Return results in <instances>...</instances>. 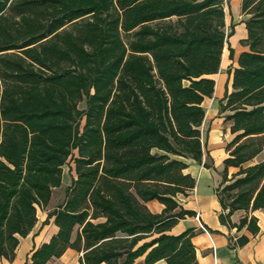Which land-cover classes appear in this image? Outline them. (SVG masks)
I'll use <instances>...</instances> for the list:
<instances>
[{
  "label": "trees",
  "instance_id": "obj_1",
  "mask_svg": "<svg viewBox=\"0 0 264 264\" xmlns=\"http://www.w3.org/2000/svg\"><path fill=\"white\" fill-rule=\"evenodd\" d=\"M223 4L0 0V259H14L70 165L64 199L41 223L57 231L24 264L67 249L81 254L79 264H195L193 229L168 232L195 215L176 200L195 184L181 159H202V103L227 38ZM240 12L246 50L218 102L234 137L216 192L220 223L255 235L264 160L243 165L264 149V0H240ZM228 167L239 169L231 179Z\"/></svg>",
  "mask_w": 264,
  "mask_h": 264
},
{
  "label": "crops",
  "instance_id": "obj_2",
  "mask_svg": "<svg viewBox=\"0 0 264 264\" xmlns=\"http://www.w3.org/2000/svg\"><path fill=\"white\" fill-rule=\"evenodd\" d=\"M232 7H234L233 12L230 7V12L225 14V26L227 21H232L234 25L233 34L228 38L229 48L233 50L232 58L230 59L228 56L229 52L225 42L218 73L211 77L215 83L212 98H206L202 103L205 115L199 128L203 149L201 162L181 159L187 165L184 173L189 174L194 179L195 184L186 196L179 195L176 198L180 208L199 215L200 222L207 230L208 235L200 229L193 216H186L179 220L168 232L172 235H178L187 229H193L195 235L192 238V243L195 250V264H264V208L252 212L258 226V233L255 235L245 229L241 231H236L235 228L230 229L222 225L218 218L221 207L216 190L222 182L223 160L228 156L225 147L234 137L229 131L230 123H224V115L219 114L218 102L223 98L226 89L230 91L231 81L227 71L237 66L239 54L246 50L240 45V41L246 38L243 21L247 17L240 12V0H235ZM263 160L264 149L243 167L257 164ZM64 167L61 186L64 185L65 191L71 180L69 183H65ZM238 170L235 167H228L227 179H231ZM63 199L64 193L60 203L55 204L52 193L46 210L48 208H51L50 211L53 210L62 203ZM146 207L153 214H160L163 209V206L157 201L147 202ZM39 211H37L38 223L34 229L27 237L19 239L14 259L11 262L0 259V264H24L34 248L47 242L56 233L57 228L53 225L52 220H49V224L41 227L47 213L42 210L39 217ZM243 214L244 211L241 210L234 212L230 217L231 222L237 223ZM242 235L247 237L248 241L244 245L238 246L236 239ZM80 256L81 254L76 251L67 249L60 258L52 259L47 264H79ZM143 260L144 258L140 257L133 264H144ZM154 264H165V262L160 260Z\"/></svg>",
  "mask_w": 264,
  "mask_h": 264
},
{
  "label": "rangeland",
  "instance_id": "obj_3",
  "mask_svg": "<svg viewBox=\"0 0 264 264\" xmlns=\"http://www.w3.org/2000/svg\"><path fill=\"white\" fill-rule=\"evenodd\" d=\"M234 4H235V0H224V4H223L224 13L226 14V13H228V11L230 12V7H231L232 12H233V8L234 7H232V6ZM233 27H234V25L232 24V21L231 22H228V21L226 22V26L224 28V32H225V34L227 36V38H226L227 39L226 40L227 49L229 47L228 38L230 36H232V34H233ZM230 32H232L231 35H229ZM83 107H84V105L81 104L80 108H83ZM72 176H73V172L70 171V165H66L64 167V181H65V183H69V181L72 179ZM52 193H53V200H54L55 204L60 203V201H61V199L63 197V193H64V185H62L60 188L53 189ZM50 209L51 208H48L46 211L45 210H43V211H45V213H48L47 211H50ZM40 211H42V210H40ZM40 211L38 212L39 217L41 215Z\"/></svg>",
  "mask_w": 264,
  "mask_h": 264
},
{
  "label": "built area",
  "instance_id": "obj_4",
  "mask_svg": "<svg viewBox=\"0 0 264 264\" xmlns=\"http://www.w3.org/2000/svg\"><path fill=\"white\" fill-rule=\"evenodd\" d=\"M193 219L198 223V226L200 227V229H201L204 233H206V234L208 235L207 230L204 228V226H203V225L201 224V222H200L199 215H198V214H195V215L193 216Z\"/></svg>",
  "mask_w": 264,
  "mask_h": 264
}]
</instances>
